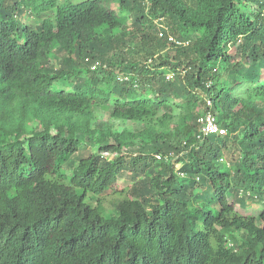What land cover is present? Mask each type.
Listing matches in <instances>:
<instances>
[{
  "label": "trees",
  "instance_id": "1",
  "mask_svg": "<svg viewBox=\"0 0 264 264\" xmlns=\"http://www.w3.org/2000/svg\"><path fill=\"white\" fill-rule=\"evenodd\" d=\"M0 264H264V0H0Z\"/></svg>",
  "mask_w": 264,
  "mask_h": 264
},
{
  "label": "rangeland",
  "instance_id": "2",
  "mask_svg": "<svg viewBox=\"0 0 264 264\" xmlns=\"http://www.w3.org/2000/svg\"><path fill=\"white\" fill-rule=\"evenodd\" d=\"M64 0H57V3L58 4H61L63 3ZM184 1H188V0H184ZM190 1V0H189ZM48 16H53V12H45L42 14L41 17H35L33 13H31L30 11H26L22 16H19L18 18L24 22V23H36V24H39L43 18H46ZM53 19V17H52ZM127 24H130V20L127 22ZM134 45V47L131 49L129 47H121L120 49H117L116 50V53L118 56H122L124 57L125 59H128V60H131L133 61V59H139L143 56V51L142 49H138L140 48V45H138V43L134 42L132 43ZM171 47V48H169ZM129 48V49H128ZM142 48V47H141ZM173 47L170 46V45H166L165 47H162L161 49L157 50L155 52V55H158V53H166V51L169 53V54H173L174 53V49H172ZM116 57V56H115ZM141 60H143L141 58ZM95 63L97 64L98 61H95ZM92 68H94L93 66H91ZM127 76H125L123 79H126L127 80ZM136 91H139L140 92V89H138V87H136ZM178 103V101L176 102ZM200 108H202V105H200ZM181 112V108L179 106L174 105L173 106V110L172 112H169L171 113V115H173L172 117V123L174 124L175 121H177L178 119V115L180 114ZM97 121H101V124H100V127L102 129V131H109L110 129L112 131H117L119 133L121 132H126V130H128L130 133L131 132H137L141 127H143V125L139 122H135V121H132V120H121V119H114V118H111L109 117L108 114L104 113V112H101L99 111V115H97ZM197 123V121H196ZM218 123V122H217ZM173 124L169 125V128H173ZM219 124V123H218ZM219 126L221 127V125L219 124ZM224 128V127H223ZM197 129L199 131V128L197 126ZM226 130V129H225ZM224 134V133H223ZM216 136L218 137H221L222 135L220 134H216ZM94 151H96V148H92L90 146H87V145H82L79 149V151L75 154V158H78V157H85L87 155H89L90 153H93ZM227 152L225 151V154H224V159H227ZM109 156H112L111 154ZM180 164H177L175 165V167H179ZM123 175L120 177V179L118 180L119 181V185L121 186H126V185H130L134 182L133 178L131 177L130 178V175H128V173H131V172H128L127 170L123 171ZM231 194L229 195V198H231ZM254 205H258L257 203H254ZM253 209H255L254 206H248V208H243L241 207L240 208V211L241 212H244V211H252Z\"/></svg>",
  "mask_w": 264,
  "mask_h": 264
},
{
  "label": "built area",
  "instance_id": "3",
  "mask_svg": "<svg viewBox=\"0 0 264 264\" xmlns=\"http://www.w3.org/2000/svg\"><path fill=\"white\" fill-rule=\"evenodd\" d=\"M169 40L174 41V39L169 38ZM95 67V64L93 65ZM166 79H173L174 78V73L173 72H168L165 74ZM209 85V83H208ZM206 105H210V100L205 101ZM197 124L199 128V133L198 137H203V136H208L210 134H220V135H225L226 130L223 127H220L219 124L216 121L215 116L210 112H202L198 115L197 119ZM224 133V134H223ZM156 159H161L160 155H156Z\"/></svg>",
  "mask_w": 264,
  "mask_h": 264
}]
</instances>
